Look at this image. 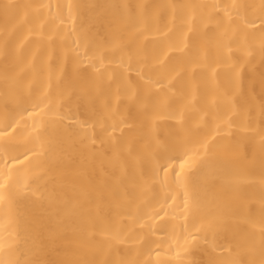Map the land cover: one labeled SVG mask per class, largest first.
<instances>
[{
	"label": "bare ground",
	"instance_id": "1",
	"mask_svg": "<svg viewBox=\"0 0 264 264\" xmlns=\"http://www.w3.org/2000/svg\"><path fill=\"white\" fill-rule=\"evenodd\" d=\"M0 264H264V0H0Z\"/></svg>",
	"mask_w": 264,
	"mask_h": 264
}]
</instances>
